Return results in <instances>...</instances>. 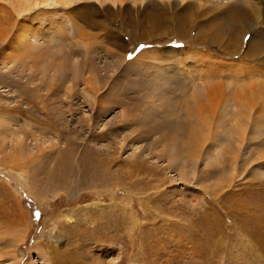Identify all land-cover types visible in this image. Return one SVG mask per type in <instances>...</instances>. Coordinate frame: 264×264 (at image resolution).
I'll return each instance as SVG.
<instances>
[{"label":"rangeland","instance_id":"obj_1","mask_svg":"<svg viewBox=\"0 0 264 264\" xmlns=\"http://www.w3.org/2000/svg\"><path fill=\"white\" fill-rule=\"evenodd\" d=\"M254 82L264 0L0 1V264H264Z\"/></svg>","mask_w":264,"mask_h":264},{"label":"bare ground","instance_id":"obj_2","mask_svg":"<svg viewBox=\"0 0 264 264\" xmlns=\"http://www.w3.org/2000/svg\"><path fill=\"white\" fill-rule=\"evenodd\" d=\"M0 1H3V2H6L8 1L10 3V7L12 8V10L14 11V13L17 15V16H20L22 14L25 15L26 12L30 11L31 9H34L40 5H47V6H52V5H67L69 4L70 2H72L73 0H0ZM100 4L104 3L106 0H97ZM108 1H111V2H115L116 0H108ZM253 16V15H252ZM242 17H243V14H242ZM186 22H190L188 16L186 15ZM244 20V19H243ZM184 22V21H183ZM23 27V26H22ZM21 34H17L16 36H14L13 39H21L22 37H20ZM222 51V50H221ZM233 52L232 49L228 48V52ZM237 51V50H236ZM227 52V53H228ZM225 55V54H224ZM231 67V66H230ZM226 70V69H225ZM243 70V69H242ZM215 71V70H214ZM236 71V70H235ZM212 72V71H211ZM240 73V72H239ZM202 74V73H201ZM221 74V73H220ZM209 75V74H208ZM258 77V76H256ZM214 78V77H213ZM218 79V78H217ZM259 80V79H258ZM209 81V80H208ZM210 83V82H209ZM220 83V82H219ZM255 83V82H254ZM208 84V83H207ZM258 83H255L251 86H249V88L246 89L247 91V98L245 97L244 99H242L243 102H247L250 107L253 106V103L259 105L261 102H264V82L263 83H259V85L261 84V89L258 88L257 86ZM224 85V84H223ZM220 85H218V87L215 86H211L209 85L207 89H204V87H198L196 85H194V89L196 91V93L198 94V96L201 98V99H204L205 102L207 103H210L211 105H214L215 107L217 106H220V109H221V106L223 104L224 101H226V96L227 95H222L220 93V90L221 87H219ZM237 96V94H236ZM241 97H244L242 95H240ZM236 99V97H235ZM238 100V101H237ZM237 100H234L236 101L237 103H239L241 100L240 97L238 99L237 97ZM241 103L244 107V103ZM206 104V103H205ZM240 104V105H241ZM200 105V104H199ZM204 105V104H203ZM208 105V104H207ZM205 105V106H207ZM234 107L237 109H240V110H243V107L242 106H239L238 104L234 103ZM249 107V108H250ZM253 108V107H252ZM213 110V108H211ZM210 109V110H211ZM237 109V110H238ZM245 109V108H244ZM209 110V111H210ZM198 111V110H197ZM248 111V110H247ZM200 112V111H199ZM205 114H207L208 116L210 115L211 119H215L216 115L215 113H212V111L208 114L206 112V110H204ZM217 112V111H216ZM244 112V111H243ZM204 114V115H205ZM198 115V114H197ZM48 116V114H47ZM47 116L45 115V117L47 118ZM207 116V118H208ZM250 117V115H249ZM197 118V117H196ZM251 119V118H250ZM200 121V120H199ZM249 121V120H248ZM256 121V120H255ZM47 122V121H46ZM251 122V121H250ZM50 123V122H49ZM65 123V122H64ZM254 123V122H253ZM45 124V123H44ZM49 127H51L52 125L51 124H48ZM191 129V128H190ZM200 130V129H199ZM192 131V130H191ZM196 134V133H195ZM27 158V157H26ZM48 158V157H47ZM50 158V157H49ZM33 159V158H32ZM18 161V160H17Z\"/></svg>","mask_w":264,"mask_h":264}]
</instances>
